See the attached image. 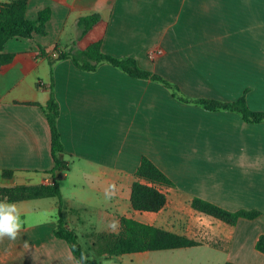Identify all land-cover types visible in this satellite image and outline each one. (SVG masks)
<instances>
[{
  "label": "crops",
  "instance_id": "1",
  "mask_svg": "<svg viewBox=\"0 0 264 264\" xmlns=\"http://www.w3.org/2000/svg\"><path fill=\"white\" fill-rule=\"evenodd\" d=\"M43 10L50 11L44 36L13 38L4 46L12 59L0 67V187L53 182L47 174L54 167L50 132L41 108L52 85L61 157L69 167L55 179L67 178L78 163V172L98 182L96 193L110 202L108 212L99 211L106 228L101 235L117 233L120 217L131 218L199 243L172 250L170 264H264L255 250L264 235V123L182 103L161 84L131 78L107 63L94 72L80 71L69 60L50 67L40 50L51 56L54 48L101 42L103 53L134 59L188 98L243 97L250 111L264 113V0H27L25 18L34 20ZM87 15H98L100 22L82 38L76 21ZM156 50L160 54L149 57ZM143 156L174 184L162 189L167 201L157 213L134 211L129 202ZM3 171L12 175L4 178ZM169 196L167 229L155 221ZM194 197L261 215L230 226L193 210ZM32 201L38 200L16 203L24 204L19 211L25 225L15 241H0V264H78L68 244L54 236L55 201ZM63 201L67 228L76 233L81 221L73 216L88 204L78 202L74 209V200ZM183 203L186 213L180 211Z\"/></svg>",
  "mask_w": 264,
  "mask_h": 264
},
{
  "label": "trees",
  "instance_id": "2",
  "mask_svg": "<svg viewBox=\"0 0 264 264\" xmlns=\"http://www.w3.org/2000/svg\"><path fill=\"white\" fill-rule=\"evenodd\" d=\"M27 0H11L0 2V67L10 62L12 55L4 53V46L13 38L32 39L34 34L44 36L45 24L50 18V11L43 10L37 14L34 20L25 18ZM100 22L98 15L80 17L76 25L80 30L81 37H85L90 30ZM43 56L47 57L50 67L56 62L69 60L73 66L83 72H94L102 63H107L131 78L151 80L159 83L170 91V94L178 101L185 104L198 106L206 111H226L238 114L247 123H264V113L250 111L241 97L237 101L222 102L212 99H191L181 94L174 84L166 81L157 74L141 69L132 58H115L102 52L101 42L92 45L60 51L54 48L56 57L48 56L41 48ZM52 86V85H51ZM50 86L49 100L41 107L46 118L50 132V152L54 167L47 174L52 175L51 184L42 185H17L10 188L0 187V200L7 198L9 202H23L30 200L54 199L59 211V219L56 222L54 236L65 241L78 264H98L90 259L81 250L78 244V236L74 231L67 228L62 215L64 201L60 188L55 179L56 172H67L68 162L62 159L63 145L57 126L59 107L55 100L53 88ZM11 171H3L2 176L9 178ZM135 180L130 186L129 202L131 209L137 212L157 213L166 205V195L163 188H174L171 180L147 157L140 159L134 173ZM190 207L201 214L210 216L227 225L234 226L239 219L254 220L261 215L258 210L239 209L229 211L204 199L194 197ZM102 243V255L106 259L116 258L123 255L168 251L180 248L198 246L199 243L163 228L144 224L131 218H119V230L117 233L102 234L98 237ZM255 250L264 255V235L259 236L255 243ZM231 264V263H226Z\"/></svg>",
  "mask_w": 264,
  "mask_h": 264
},
{
  "label": "rangeland",
  "instance_id": "3",
  "mask_svg": "<svg viewBox=\"0 0 264 264\" xmlns=\"http://www.w3.org/2000/svg\"><path fill=\"white\" fill-rule=\"evenodd\" d=\"M82 166V165H81ZM78 163H74L72 167V172L67 178L58 179L57 183L61 190L62 198L74 200L71 206L74 209H79L78 202H86L88 206L86 209H79L73 216V219H79L81 222L77 225L76 234L78 236V244L81 250L90 259L95 260L98 264H170L172 263V250L168 251H157V252H147L144 254H130L124 255L121 258L106 259L102 255V243L99 241L98 237L103 231L106 230L105 224L100 219V212H108L109 199L104 196L97 194L96 191L99 189L98 182L95 179L87 178L82 172H78L77 168L81 167ZM89 173L93 171L88 167ZM75 185V189H73ZM129 192V189L128 191ZM174 195V194H172ZM50 201H55L54 199L38 200L32 201V205L40 203V205H45ZM168 205L163 211L159 219L155 222L160 223L162 227L170 229L172 228V223L170 217L172 213V196L168 197ZM78 203V204H77ZM24 204H18L19 209ZM31 205V204H29ZM182 213L188 211V204L183 203L181 206ZM103 214V213H102Z\"/></svg>",
  "mask_w": 264,
  "mask_h": 264
},
{
  "label": "clouds",
  "instance_id": "4",
  "mask_svg": "<svg viewBox=\"0 0 264 264\" xmlns=\"http://www.w3.org/2000/svg\"><path fill=\"white\" fill-rule=\"evenodd\" d=\"M25 221L21 218L20 211L15 202H9L7 198L0 200V241L5 238L15 241L24 228ZM118 222H113L111 227L115 229ZM25 247H28L25 241Z\"/></svg>",
  "mask_w": 264,
  "mask_h": 264
},
{
  "label": "built area",
  "instance_id": "5",
  "mask_svg": "<svg viewBox=\"0 0 264 264\" xmlns=\"http://www.w3.org/2000/svg\"><path fill=\"white\" fill-rule=\"evenodd\" d=\"M158 54H160V51L159 50H156V51H152V52H150L148 55H149V57H154L155 55H158ZM57 55H56V53L55 52H53L52 54H51V57H53V58H55Z\"/></svg>",
  "mask_w": 264,
  "mask_h": 264
}]
</instances>
